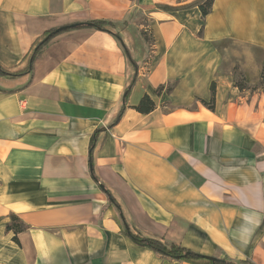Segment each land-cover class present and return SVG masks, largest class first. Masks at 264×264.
Wrapping results in <instances>:
<instances>
[{
    "label": "crops",
    "instance_id": "1",
    "mask_svg": "<svg viewBox=\"0 0 264 264\" xmlns=\"http://www.w3.org/2000/svg\"><path fill=\"white\" fill-rule=\"evenodd\" d=\"M195 1L0 0V264H211L162 256L124 223L264 264V0L159 6ZM95 19L114 25L63 30L32 58L52 29ZM226 41L248 48L243 88Z\"/></svg>",
    "mask_w": 264,
    "mask_h": 264
},
{
    "label": "trees",
    "instance_id": "2",
    "mask_svg": "<svg viewBox=\"0 0 264 264\" xmlns=\"http://www.w3.org/2000/svg\"><path fill=\"white\" fill-rule=\"evenodd\" d=\"M214 0H198L195 1L193 3H189L186 4L184 6H171V5H163V4H159L160 7H163L167 10H179L181 8H191L194 5H198L201 13L203 16H206L212 9ZM114 23L112 21L109 20H105V19H95V20H91L89 22H81V24L77 27L74 28H78V27H85V26H90V27H94L97 29H101V30H107L109 31V26H113ZM67 29H71V28H67ZM64 29V30H67ZM63 30H56V29H52L50 31V33L48 34V36L37 46L34 55H33V59L35 58V55L43 48V46L51 39L53 38L56 34H58L59 32H61ZM117 37H119V35L116 34ZM0 72L1 69H0ZM236 84L240 87L243 88L244 84H242L241 81H236ZM261 84L264 85V69L261 71ZM162 89H164V85H161L157 88V91H161ZM168 90H171V86H167ZM131 92V86H128L126 89V94L124 96V98L127 100L129 94ZM212 98L210 100V102H208V105L210 108H213V104H211L212 102L215 101V87L212 86ZM156 107L155 101L152 99V97L149 94H145L141 100L139 101V103L137 105L134 106V108L142 113H149L152 110H154ZM124 111V107H122V109L120 110L115 122H117L119 120V118L122 116ZM94 144H95V135L92 138L91 141V150H93L94 148ZM91 157V155H90ZM91 165H92V161L90 160ZM95 177V176H94ZM96 178V177H95ZM97 179V178H96ZM103 189L108 193L109 196H111L110 191L104 187V185L100 184ZM112 200V198H110ZM114 201V200H112ZM115 202V201H114ZM122 213H120L121 216V221L124 223V218L121 215ZM125 226V232L138 244L144 245V246H148L150 248H152L153 250H155L157 253H159L162 256L165 257H170V258H174L177 260H183V259H187V260H194V259H201V258H205L208 259L210 261L211 264H240L239 262L235 261V260H230V259H212L209 256L200 254V253H196L188 248H185L181 245L175 244V243H171L168 241H164L158 238H154V237H149V236H145L140 234V232L138 233H134L127 225L126 223H124ZM26 228H28V224H26L25 222L22 221L21 218H19L16 215H12V219L11 222H9L7 224V229L9 231H13L14 232V238L18 240L17 238V234L23 230H25Z\"/></svg>",
    "mask_w": 264,
    "mask_h": 264
},
{
    "label": "rangeland",
    "instance_id": "3",
    "mask_svg": "<svg viewBox=\"0 0 264 264\" xmlns=\"http://www.w3.org/2000/svg\"><path fill=\"white\" fill-rule=\"evenodd\" d=\"M223 49H224L226 54L231 56L230 63L232 66H234V69L238 72L237 76H238L239 81H241L242 84H245V81H246V79L244 78L245 72L241 69L242 64H240V63H242V62L244 63L245 52L249 53L248 48L243 46V45L231 44V43L226 41L223 45ZM251 52L254 53L255 55H257L258 57H262V59H264V51L263 50L254 49ZM237 53H238V56H235V55H237ZM239 60H240V62H239ZM231 61H234L236 64L232 63ZM263 69H264V60L261 61L260 71ZM260 83H261V79L256 80L255 83H253V87L259 86Z\"/></svg>",
    "mask_w": 264,
    "mask_h": 264
},
{
    "label": "water",
    "instance_id": "4",
    "mask_svg": "<svg viewBox=\"0 0 264 264\" xmlns=\"http://www.w3.org/2000/svg\"><path fill=\"white\" fill-rule=\"evenodd\" d=\"M80 24H81V22L73 23V24H70V25H65V26L61 27L59 30H64V29H67V28H74V27L79 26ZM211 258L213 260L216 259L215 257H211Z\"/></svg>",
    "mask_w": 264,
    "mask_h": 264
}]
</instances>
